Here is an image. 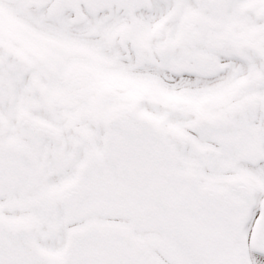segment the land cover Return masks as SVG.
<instances>
[{"label": "snow or ice", "instance_id": "obj_1", "mask_svg": "<svg viewBox=\"0 0 264 264\" xmlns=\"http://www.w3.org/2000/svg\"><path fill=\"white\" fill-rule=\"evenodd\" d=\"M0 264H264V0H0Z\"/></svg>", "mask_w": 264, "mask_h": 264}]
</instances>
